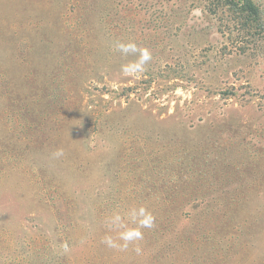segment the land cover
Wrapping results in <instances>:
<instances>
[{"label": "rangeland", "instance_id": "rangeland-1", "mask_svg": "<svg viewBox=\"0 0 264 264\" xmlns=\"http://www.w3.org/2000/svg\"><path fill=\"white\" fill-rule=\"evenodd\" d=\"M220 16L0 0V264H264V55ZM117 42L150 51L143 74ZM140 207L142 240L103 243Z\"/></svg>", "mask_w": 264, "mask_h": 264}, {"label": "trees", "instance_id": "trees-1", "mask_svg": "<svg viewBox=\"0 0 264 264\" xmlns=\"http://www.w3.org/2000/svg\"><path fill=\"white\" fill-rule=\"evenodd\" d=\"M205 1L209 14L223 15L229 19L227 27L240 53L251 51L264 55V10L258 3L254 0ZM234 31L237 33L236 37Z\"/></svg>", "mask_w": 264, "mask_h": 264}, {"label": "clouds", "instance_id": "clouds-1", "mask_svg": "<svg viewBox=\"0 0 264 264\" xmlns=\"http://www.w3.org/2000/svg\"><path fill=\"white\" fill-rule=\"evenodd\" d=\"M115 48L124 56L138 53V56L135 60L121 65V75L126 77L140 76L146 71V65L152 60L150 51L146 48H139L134 42H117ZM53 155L56 157L62 156L63 150H58ZM128 216L132 223L136 224L137 227H127L123 223L122 217L119 213H114L109 219L108 223L111 228L116 230L123 229V231L118 232V240L123 241V243L118 244L111 236H106L103 240V243H105L108 247L126 249L130 243L143 239V233L140 229H150L154 226L155 217L151 212L143 207H140L139 209H132L128 213ZM136 250L137 252L140 251L138 247ZM65 251H67V247H65Z\"/></svg>", "mask_w": 264, "mask_h": 264}]
</instances>
